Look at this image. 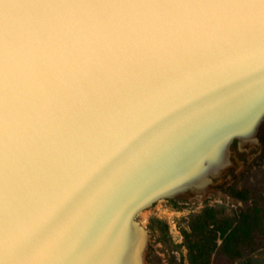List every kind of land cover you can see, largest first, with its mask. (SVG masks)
<instances>
[{
    "label": "rangeland",
    "instance_id": "obj_1",
    "mask_svg": "<svg viewBox=\"0 0 264 264\" xmlns=\"http://www.w3.org/2000/svg\"><path fill=\"white\" fill-rule=\"evenodd\" d=\"M42 1L0 3V229L15 264H264L259 9ZM47 122L71 182L107 163L35 228L55 201Z\"/></svg>",
    "mask_w": 264,
    "mask_h": 264
},
{
    "label": "bare ground",
    "instance_id": "obj_2",
    "mask_svg": "<svg viewBox=\"0 0 264 264\" xmlns=\"http://www.w3.org/2000/svg\"><path fill=\"white\" fill-rule=\"evenodd\" d=\"M38 2L39 3H42L43 1L42 0H38ZM109 3H110V1H109ZM110 5H111V3H110ZM221 6V5H220ZM0 7H1V5H0ZM18 7V6H17ZM1 8H3V7H1ZM19 9V8H18ZM112 9H113V11L115 10L114 9V7H112ZM227 9V8H226ZM232 9V8H231ZM7 10V9H6ZM5 10V11H6ZM235 10V9H234ZM14 11H16V10H14ZM112 11V12H113ZM116 11V10H115ZM117 11H118V8H117ZM19 12V11H18ZM2 13H3V11H2ZM6 13V12H5ZM12 13H13V11H12ZM15 13V12H14ZM116 13H118V12H116ZM120 13V12H119ZM119 13H118V15H119ZM122 13V12H121ZM235 13H236V11H235ZM18 14H20V13H18ZM112 14V13H111ZM115 13H113V15H114ZM234 14V13H233ZM118 15H116V17L118 16ZM122 15H124V14H122ZM121 14H120V16H122ZM228 16H230V15H228ZM4 17V16H3ZM2 17V18H3ZM15 17H16V15H15ZM112 17V16H111ZM116 17H114V18H116ZM232 17V16H231ZM121 18V17H120ZM123 18V17H122ZM128 18V17H127ZM228 18V17H227ZM13 19V18H12ZM12 19L10 20L11 22H12ZM125 19V18H124ZM229 19V18H228ZM234 19H236V18H234ZM122 21H124L123 19H121ZM231 20V19H230ZM141 21V20H140ZM174 22V21H173ZM240 22V21H239ZM136 23V22H135ZM141 24V23H140ZM116 25V24H115ZM120 25H122V23L120 24ZM126 26V25H128V20H127V24H123V26ZM137 25H139V24H137ZM143 25V24H142ZM163 25V24H162ZM174 25V24H173ZM118 26V25H117ZM134 26H135V24H134ZM143 26H145V25H143ZM159 26V25H158ZM230 26V25H229ZM129 27H131V28H133L132 26H129ZM137 27V26H136ZM140 27V26H139ZM138 27V28H139ZM124 28H127V26L126 27H124ZM141 28V27H140ZM163 28V27H162ZM232 28V27H231ZM121 29H122V27H121ZM127 29H129V28H127ZM126 29V30H127ZM136 29V28H135ZM142 29H143V27H142ZM141 29V30H142ZM245 29V27L243 28V30ZM130 30H132L133 31V29H129L128 30V32L130 31ZM136 30H140V29H136ZM140 30V31H141ZM233 30V29H232ZM128 32H126V33H128ZM132 33V32H131ZM129 34V33H128ZM129 35H131V34H129ZM134 35H135V33H134ZM134 35H133V37H134ZM140 35V34H139ZM130 39V38H129ZM221 41V40H220ZM216 43H218V42H216ZM41 46V45H40ZM39 46V47H40ZM204 50V49H203ZM199 53V52H198ZM200 54H201V52H200ZM239 56V55H238ZM241 56V55H240ZM247 57V56H246ZM242 58V57H241ZM182 59V58H181ZM184 59V58H183ZM191 59V58H190ZM235 58H233V60H234ZM231 61H232V59H231ZM49 122H47L46 123V127L47 126H49ZM42 126V125H41ZM47 131H48V133L46 132V137H45V142H46V147L44 148L47 152H48V154H50V156H48V158L45 160V164H44V166H43V170H44V174L43 175H41V190H42V192H43V194H44V203L45 202H48V201H50V200H54V199H56V197L58 196V194L62 191V189L67 185V184H69V183H71V176H72V170H73V166L72 165H70V164H67L66 165V163L64 162L63 163V160H62V158H61V155L58 153V151L57 150H55V151H53V153L51 152V150H50V146H51V142H52V140H53V138H52V136H51V133H50V131H49V128L47 127ZM44 150V151H45ZM49 152H51V153H49ZM52 155V156H51ZM42 157V156H41ZM50 158V159H49ZM31 159V158H30ZM43 160V159H42ZM54 162H53V161ZM30 161H32V160H30ZM39 163V162H38ZM30 164V163H29ZM51 166H50V165ZM27 166V165H26ZM47 167H52L53 169H49V168H47ZM28 168V167H27ZM34 168V167H33ZM41 201V200H40ZM46 204V203H45ZM43 205V204H42ZM42 205H40V206H42ZM46 206H48V205H46ZM43 208V207H42ZM35 210H36V208H35ZM12 212V211H11ZM9 213V212H8ZM4 216V215H3ZM8 219V218H7ZM9 220V219H8ZM32 222V221H31ZM11 222L9 221L8 222V224H10ZM29 224V223H28ZM2 225V224H1ZM31 225V224H30ZM15 226V225H14ZM19 226V225H18ZM20 227V226H19ZM8 228V225H6V226H3L2 227V229H0V264H15V261L17 260V256L15 257V255H14V253H13V251L11 252V246H10V244H9V237L8 236H10V235H8L7 236V231H6V229ZM14 228V227H13ZM21 228V227H20ZM31 228V227H30ZM10 229V228H9ZM19 229V228H18ZM17 229V230H18ZM27 230V229H26ZM10 231V230H9ZM13 231V230H12ZM18 231H20V230H18ZM24 231V230H23ZM25 232V231H24ZM18 233V232H17ZM11 234V233H10ZM12 236V235H11ZM18 236V235H17ZM12 238V237H11ZM14 238V237H13ZM11 240V239H10ZM13 240H15V239H13ZM15 242V241H14ZM13 242V243H14ZM18 244V243H17ZM12 245V244H11ZM14 245H15V243H14ZM15 247V246H14ZM18 247V246H17ZM16 247V248H17ZM16 249H14V251H15ZM16 253V252H15ZM20 260V259H19ZM19 262V261H18Z\"/></svg>",
    "mask_w": 264,
    "mask_h": 264
},
{
    "label": "snow or ice",
    "instance_id": "obj_3",
    "mask_svg": "<svg viewBox=\"0 0 264 264\" xmlns=\"http://www.w3.org/2000/svg\"><path fill=\"white\" fill-rule=\"evenodd\" d=\"M200 3L229 5L234 8H257L260 12V18L264 22V0H196ZM2 3V0H0ZM3 14L0 13V27H2ZM107 162L102 163L92 173H84L73 182L67 184L62 191L58 194L55 201L48 205L43 214L37 218H34L33 223L35 228L42 227L50 219L54 218L58 212H60L65 205H67L73 198L80 192L84 185L92 178V176L100 170V168ZM2 191V190H0Z\"/></svg>",
    "mask_w": 264,
    "mask_h": 264
}]
</instances>
